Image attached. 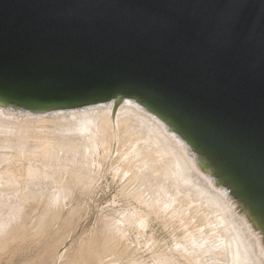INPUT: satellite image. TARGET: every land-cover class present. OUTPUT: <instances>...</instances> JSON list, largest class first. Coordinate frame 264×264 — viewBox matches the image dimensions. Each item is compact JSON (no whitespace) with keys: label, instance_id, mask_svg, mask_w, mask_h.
Here are the masks:
<instances>
[{"label":"water","instance_id":"95a60500","mask_svg":"<svg viewBox=\"0 0 264 264\" xmlns=\"http://www.w3.org/2000/svg\"><path fill=\"white\" fill-rule=\"evenodd\" d=\"M230 2L0 0V98L43 108L135 97L264 230V0H240L243 22L221 52L207 36ZM165 19L174 31L153 22Z\"/></svg>","mask_w":264,"mask_h":264},{"label":"bare ground","instance_id":"6f19581e","mask_svg":"<svg viewBox=\"0 0 264 264\" xmlns=\"http://www.w3.org/2000/svg\"><path fill=\"white\" fill-rule=\"evenodd\" d=\"M66 159L80 164L67 168ZM105 165L119 189L111 211L102 216L108 225L103 227L110 230L108 236L100 233L103 243L97 238L103 246L91 243L89 232L79 238L76 250L69 246L59 254V239L57 245L47 236L41 256L59 264H264V230L257 217L145 103L120 95L83 106L38 108L0 98V218L14 220L7 209L27 208H20L24 213L17 208L23 217L15 215L23 221L17 223L23 226L14 222L21 231L12 228L11 239L16 232L17 238L32 236L42 215L46 221L55 218L51 210H61L70 197L68 179L86 189L89 181L97 183ZM49 210L52 216L46 218ZM155 222L164 235L156 236ZM93 244L102 247L91 249Z\"/></svg>","mask_w":264,"mask_h":264},{"label":"rangeland","instance_id":"374dc122","mask_svg":"<svg viewBox=\"0 0 264 264\" xmlns=\"http://www.w3.org/2000/svg\"><path fill=\"white\" fill-rule=\"evenodd\" d=\"M51 158H52V156H51ZM53 158H55V157L53 156ZM52 159H50L51 160V163L55 164L57 162V159H53V160ZM60 159L63 160V157L60 158ZM50 160H49V162H50ZM67 160H69V159H66L64 161H67ZM70 160H72V159L70 158ZM70 160L68 161L70 165L69 164H66L67 162H64L65 163V166H67V168L69 166H70L69 168H72V167L73 168H75V167L77 168L78 167V164H80L79 162H76L78 160H76V161H70ZM103 168H104L103 169V172L99 175V179H97L98 181H96L97 183H95V185H92V184H90V181H89V183L86 182V184L88 183L86 189H84L85 188V185H83L84 188L79 183H74V185H73L72 184L73 182L71 183V181L68 178H66V181L65 182H67V179H68V183L69 182L71 183V184L70 183L69 184L66 183L67 186H68V188H66V189L69 190L70 193H68V195H70V197H68L65 200L66 202H65L64 206L62 205L63 207L62 206L60 207L61 210H58L57 212L56 211L54 212V210H51L52 213L49 210L48 211L49 214L46 212L47 213L46 214V218L48 216H50L51 214L52 215L55 214V218H54V216L52 218H49L48 217L49 218V221L48 220L46 221V220H44L45 219V215H42V217H44V218H40V220L42 219V221L37 220L36 222H34V223H36V225L38 224V227L40 226L39 227L40 228V232L37 231V230H39V228H37V230L31 231V232H33V234H31L32 236H30L29 238L26 237V236H24V237H26L25 239L24 238H20V237L17 238V232H16V235H15L16 238H14L15 240L10 238L11 236L13 237V235L15 233V231H14V233L12 232V228L13 229L18 228L16 226V224H15L20 219V218H17L18 217V214L21 213V212L24 213L27 208H25L23 210L21 207L14 206L15 208L12 207L11 209H7V211H5V212L8 213V217L10 216V214L11 215L14 214L13 215L14 216L13 217L14 220L9 217V220L10 221L13 220V221L10 222L9 220H7V222H6V219L5 218H4L5 220L3 218H0V226L3 227V229L1 228L2 230L1 229L0 230L1 231H4V230L5 231L6 230L8 231V232H5V231L4 232H1L0 231L1 232L0 233V236H2L4 234H7L5 236L8 237V238L4 237L5 240L7 239L6 240V243H5L4 238L3 237H0V242L3 240L1 242V245L4 242L3 245L5 244L4 247L6 248L2 252L0 251V254L2 253V255H0L1 256V258H0V264H23V263L24 264H59V261L58 260L55 263L54 262L52 263L48 258H46L45 255H42L41 256V254H39L40 251H41V248L43 247L45 241L48 240V237L49 236H53L52 239L57 240L56 244L58 243V239H59V241H60L59 243L60 244L59 243H58L59 245L57 244L59 247H60L61 243L63 242L62 243L63 246H61V248L57 247V245H56V247L58 248L59 254H61L65 250L64 248H67L69 246H71V252L74 251V250H76L77 247H78V244H79V242H78L79 241V238L82 235L83 236H85L86 234L88 235L89 232H90V235L91 234H93L94 236L95 235L96 236L98 235V237L95 236L96 237L95 238L94 236L91 235L92 236V239H90V240L92 242L90 240H88V241H90L91 243H93V240L96 241V242L99 241V244H101V241H102V243H103V239H105V238L102 236V239H101V234H103V232L105 233L106 230L107 231H110V230H108V229L105 230V228L108 225L106 224L107 226H104V221H103L102 216L104 214H107V212H110L111 211L110 209H111V206H112V201L114 200V196L117 194L118 189H119L117 183H114L113 182L111 173L108 172V169H107L108 166L105 165V167H103ZM105 169H107V170H105ZM88 185H90V187H88ZM69 186L70 187H73L74 186V187L73 188H70ZM88 188H89V190H87ZM91 189H93V190H91ZM86 191H88V192H86ZM119 198L120 197H117V199H119ZM117 199H116V201H118ZM119 201L122 203L121 199ZM117 207H118V205H117ZM17 208H19V210L21 212H19L17 210ZM15 209L18 212H15L16 211ZM40 209L41 208L38 207V209L36 208L35 210H37L38 212H40ZM12 210H14V211L11 212ZM7 213H5V214H7ZM22 213L19 214L21 216V218H23L22 217ZM56 215L57 216L60 215L58 217L59 219H56L57 218ZM69 215L72 217L71 219L73 221L70 220V218H69L70 216ZM64 218L67 220V223L63 225V221L62 220H64ZM68 218H69V221H71L70 224L68 223L69 222L68 221ZM15 219H16V221H15ZM52 219L54 221H52ZM50 220H51V223H50ZM4 221H5V223H4ZM45 221H46V224L47 225L45 224ZM20 222H23L22 219L19 220V223ZM19 223H17V225ZM48 223H49V225H48ZM60 223H62V225ZM2 224H6L7 227H4V225H2ZM50 224H51V226H50ZM55 224H57V225H55ZM157 225L158 224H156V222H155L153 224V227H154V229L156 227V229H155V233L157 232L156 233V236H159L160 237V235L161 236L164 235L165 232H164L162 226H161V228H159L160 225L159 226H157ZM10 226H11V228H10ZM13 226H16V227H13ZM22 226H19V227H22ZM60 226H62V228ZM72 226H74V227H72ZM102 227H103L104 230L102 229ZM92 228H94V229H92ZM97 228H98V230L100 232L97 230ZM56 229L59 230L58 233H56L57 235L54 233V232H57ZM18 230L21 231V228L20 229L18 228ZM93 230H94V232H93ZM96 230H97V233H96ZM107 231H106V233H107ZM29 232H30V230L28 231V234H27L28 236H29ZM12 233H13V235H12ZM18 233H19V231H18ZM35 233H37V234H35ZM52 233H54V235ZM108 233H107V236H108ZM8 234H9V236H8ZM99 235H100V237H99ZM107 236L105 235L106 239L108 238ZM64 237H66V238L64 239ZM97 238H100L101 241L99 239H97ZM10 239L11 240H14V241H11L12 242L11 243L10 242ZM104 241H106V240H104ZM90 242H87V244H86L87 247L85 246L88 249H89V247H91ZM9 243H11V244H9ZM94 244L92 245V248L91 249H93V247H96V249L98 248L100 250L101 249L100 247L103 246V244H101L102 246H94ZM96 244L99 245L98 242ZM6 245H7V247H6ZM88 245H89V247H88ZM70 263L71 264H76L75 261L70 262Z\"/></svg>","mask_w":264,"mask_h":264},{"label":"snow or ice","instance_id":"6c2138e0","mask_svg":"<svg viewBox=\"0 0 264 264\" xmlns=\"http://www.w3.org/2000/svg\"><path fill=\"white\" fill-rule=\"evenodd\" d=\"M240 0H232L225 10L216 18L213 29L208 33L209 45L217 51H227L231 48L233 37L239 25L243 22L240 14ZM264 20V16L261 18ZM163 28L169 31L175 30V23L170 20H156ZM250 36L255 38V30L250 29ZM261 46L264 47V35L260 36Z\"/></svg>","mask_w":264,"mask_h":264}]
</instances>
